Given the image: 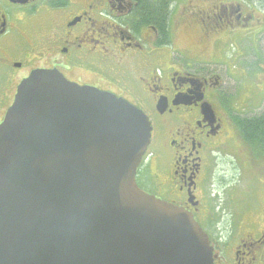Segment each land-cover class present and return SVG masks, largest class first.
I'll list each match as a JSON object with an SVG mask.
<instances>
[{"label":"flooded vegetation","instance_id":"obj_1","mask_svg":"<svg viewBox=\"0 0 264 264\" xmlns=\"http://www.w3.org/2000/svg\"><path fill=\"white\" fill-rule=\"evenodd\" d=\"M250 18L231 0H0V125L37 70L128 102L151 126L138 188L192 214L213 264H264V133L244 123L243 93L221 70L236 64L225 48ZM183 32L196 39L183 44ZM218 160L236 182L213 178Z\"/></svg>","mask_w":264,"mask_h":264},{"label":"water","instance_id":"obj_2","mask_svg":"<svg viewBox=\"0 0 264 264\" xmlns=\"http://www.w3.org/2000/svg\"><path fill=\"white\" fill-rule=\"evenodd\" d=\"M147 117L37 70L0 125V264H213L191 213L140 190Z\"/></svg>","mask_w":264,"mask_h":264},{"label":"rangeland","instance_id":"obj_3","mask_svg":"<svg viewBox=\"0 0 264 264\" xmlns=\"http://www.w3.org/2000/svg\"><path fill=\"white\" fill-rule=\"evenodd\" d=\"M223 1L228 0H218V3H222ZM231 1L234 8L236 7V4H239L245 13L250 15L251 18L248 19L247 25L234 30L232 41L228 43L225 48L224 58L228 60H236V64L231 66L229 63V65L224 63L221 66V70L233 73L235 78L234 80L229 81V78H225V80H228L227 85L232 92L237 90V92L240 91L243 93L239 95V105L241 108L245 107L248 110L249 118H251L255 115L264 114V89L255 96L251 103L244 99L247 88H250L251 86L264 88V0ZM260 22H263V24L260 25ZM183 39L185 40V42L183 41V44H188L186 41L192 42L196 39V36L194 34L192 36V34L183 32ZM255 49L257 50L261 60V64L259 65L261 69L259 67L256 68L255 61L258 59ZM243 69L244 74L240 73ZM252 107H254V111L250 110ZM259 166L260 164H257L254 169H246L245 177L250 178ZM239 172L240 171H234L230 166H228L226 161L218 160L215 169L213 170V178H224L225 183L230 182L233 178L232 181L236 182ZM238 192L241 191L237 190L236 193ZM239 198L241 197H238V199ZM239 212L241 211L234 210L233 213L238 215L236 213ZM208 229H210V227Z\"/></svg>","mask_w":264,"mask_h":264},{"label":"trees","instance_id":"obj_4","mask_svg":"<svg viewBox=\"0 0 264 264\" xmlns=\"http://www.w3.org/2000/svg\"><path fill=\"white\" fill-rule=\"evenodd\" d=\"M244 123L248 125H256L259 126L256 129L260 130L261 133H264V114L263 115H257L253 116L251 118H248L244 121Z\"/></svg>","mask_w":264,"mask_h":264}]
</instances>
